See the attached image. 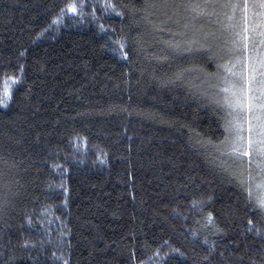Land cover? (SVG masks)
Segmentation results:
<instances>
[{
  "label": "trees",
  "instance_id": "obj_1",
  "mask_svg": "<svg viewBox=\"0 0 264 264\" xmlns=\"http://www.w3.org/2000/svg\"><path fill=\"white\" fill-rule=\"evenodd\" d=\"M69 2L0 0V89L19 79L0 106V154L23 161L8 179L24 185L5 251L15 264H207L212 245L238 255L258 248L247 192L217 167L224 122L204 106L224 95L227 57L219 68L197 61L219 76L165 85L194 53L153 58L170 34L141 29L146 50L126 63L111 51L117 36L68 12ZM100 22L119 31L121 18ZM193 198L207 201L202 213L189 211ZM209 212L222 231L203 227Z\"/></svg>",
  "mask_w": 264,
  "mask_h": 264
},
{
  "label": "snow or ice",
  "instance_id": "obj_2",
  "mask_svg": "<svg viewBox=\"0 0 264 264\" xmlns=\"http://www.w3.org/2000/svg\"><path fill=\"white\" fill-rule=\"evenodd\" d=\"M66 9L78 14L82 20L95 21L101 32L116 35L117 39L111 41V51L118 53L126 63L131 62L130 54H140L146 50L148 41L141 29L150 31L152 35L168 32L170 39L164 41L166 49L161 50L159 57L153 58L167 61L175 52L195 55L189 61L192 67L180 68L164 82L165 85L177 81L183 83L193 72L202 73L204 77L219 76V72H208L197 61L216 63L219 68L221 65L218 61L227 57L223 65L227 75L221 77L224 95L219 99L209 98L210 103L204 106L210 107L224 122L223 147L216 149L220 153L217 167L222 168L230 180L236 179L240 188L247 192L245 209L255 216V223L253 219L248 220V231H254L257 237L264 239V0H127L126 3L123 0H70ZM60 11L63 13L65 9L61 8ZM97 11L103 15L97 16ZM112 15L121 18L119 31L110 24L106 28L100 22L107 21ZM58 20L59 17L53 23ZM133 30H137L136 35H130ZM8 81L19 83V79L6 78L5 86L0 89V106L5 108L8 106L5 98L12 97V87ZM205 82L201 80L202 84ZM125 83L130 91V76ZM196 87L199 95L208 96L206 91ZM221 109L223 115H220ZM100 162L103 163V160ZM22 163L15 160L9 163L0 154V264H15L20 258L10 248L5 251L7 245L11 244V237L6 243L3 241L7 235L4 229L10 226L8 218L17 208L24 188L19 179L10 180L8 177L12 174L11 170L19 168ZM233 166L240 169L238 175L230 172ZM245 173L246 180L243 178ZM206 203L204 198H193L189 211L202 213ZM202 218L203 227L222 231L212 213ZM245 248L243 255L235 252L226 254L224 251L217 253L215 245H212L202 259L207 264H264V243L258 248L249 245H245ZM174 251L180 252V249ZM217 255L218 260L215 259ZM64 264H68V261L65 260Z\"/></svg>",
  "mask_w": 264,
  "mask_h": 264
},
{
  "label": "rangeland",
  "instance_id": "obj_3",
  "mask_svg": "<svg viewBox=\"0 0 264 264\" xmlns=\"http://www.w3.org/2000/svg\"><path fill=\"white\" fill-rule=\"evenodd\" d=\"M7 100V98H5Z\"/></svg>",
  "mask_w": 264,
  "mask_h": 264
}]
</instances>
